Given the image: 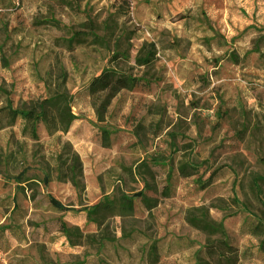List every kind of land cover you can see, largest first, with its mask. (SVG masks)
Here are the masks:
<instances>
[{"label": "rangeland", "instance_id": "rangeland-1", "mask_svg": "<svg viewBox=\"0 0 264 264\" xmlns=\"http://www.w3.org/2000/svg\"><path fill=\"white\" fill-rule=\"evenodd\" d=\"M128 1L0 0V264H264V0ZM106 68L147 83L92 97Z\"/></svg>", "mask_w": 264, "mask_h": 264}, {"label": "trees", "instance_id": "trees-1", "mask_svg": "<svg viewBox=\"0 0 264 264\" xmlns=\"http://www.w3.org/2000/svg\"><path fill=\"white\" fill-rule=\"evenodd\" d=\"M123 3L129 4L128 0H122ZM264 39V35L260 37L259 41H262ZM259 42L256 46V50H258ZM151 61V57L149 54H146L144 57H138L136 59V62L139 65L148 64ZM142 83H147V81L143 77L135 76L132 74H126V73H120L117 70L113 68H106L104 69L98 76L92 79V81L89 84L88 90L92 97H96L100 94H107L108 98L115 97L119 92L123 90H133ZM58 97L54 99L44 100L34 106L31 109H13L9 108L8 113L13 118H21L24 121L27 122L28 126L31 128L34 135H37V129L41 122H47L49 120L48 112L49 109L55 108L58 105ZM186 166H181V171L184 173L186 171ZM264 181V178H262ZM164 195L166 197L169 196V189L164 191ZM143 201L145 203H150L151 199L147 197L146 193L144 191H140L138 193L133 194L132 196H124L117 200H110L105 199L104 201L92 206L89 209H86L87 215L89 220L97 221V217L100 215L101 212H108L113 211L117 209L118 205L121 208V211H132L134 204L137 201ZM50 204L52 207L58 211H67L69 208L64 206L61 202L54 198H49ZM191 223L200 228L204 229L211 233H220L222 235L221 242V248H226L228 250H231V246L228 243V238L226 235V231L224 229V226L222 223L220 224H214L212 222H208L204 219L199 218H191ZM61 227L63 231L68 235L71 236L73 232L71 231L70 227L67 226L65 223H61ZM208 255L213 256L215 251L214 248L210 247L208 248ZM221 262H227L229 263L231 261V256L223 253L220 256ZM234 264V263H230Z\"/></svg>", "mask_w": 264, "mask_h": 264}]
</instances>
